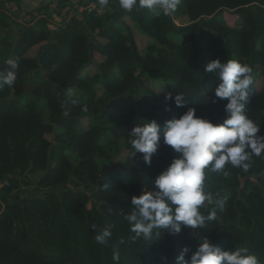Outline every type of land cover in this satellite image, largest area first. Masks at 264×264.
I'll use <instances>...</instances> for the list:
<instances>
[{
    "label": "trees",
    "instance_id": "16d2710c",
    "mask_svg": "<svg viewBox=\"0 0 264 264\" xmlns=\"http://www.w3.org/2000/svg\"><path fill=\"white\" fill-rule=\"evenodd\" d=\"M112 5L103 15L84 12L64 24L43 16L34 25L0 8V71L6 60H19L16 82L0 90V264H117L113 247L118 264H176L184 247L190 257L203 239L222 250L247 248L264 264V153L251 157L247 172L205 169V191L227 199L216 220L197 231L185 227L145 242L132 239L124 219L131 198L154 191L156 177L179 155L161 142L151 166L143 154L133 156L128 134L135 126L163 125L189 108L222 122L227 101L203 103L219 83L205 70L212 60L252 68L245 111L264 136V0H182L167 17ZM224 11L237 13L239 23L230 25ZM15 23L19 36L2 34ZM36 45L40 50L30 56ZM95 53L102 56L98 72L83 76ZM169 94H183L184 106L165 101ZM33 185L41 194L23 196ZM109 225L111 239L97 244L95 235Z\"/></svg>",
    "mask_w": 264,
    "mask_h": 264
},
{
    "label": "clouds",
    "instance_id": "9594fccd",
    "mask_svg": "<svg viewBox=\"0 0 264 264\" xmlns=\"http://www.w3.org/2000/svg\"><path fill=\"white\" fill-rule=\"evenodd\" d=\"M181 2L119 0V6L127 12L138 7L167 17L177 11ZM98 4L103 10L109 0H98ZM5 63L8 67L0 71V90L5 86L11 88L17 80L19 60L10 58ZM205 70L213 73L219 83L214 96L203 103L215 104L226 100L222 122L199 117L195 108H189L179 118L169 119L163 125L152 120L135 126L128 134L133 156L143 154L149 166L161 142L179 154L156 177L154 191L144 188L139 196L131 198V211L124 215V219L135 234L133 240L143 238L145 242L153 241L162 233L175 235L185 227L197 229L215 221L217 209L223 208L227 197L218 200L212 192L205 191V169L227 175L224 170L226 165H230L247 172L251 157L264 153V136L259 135L260 125L248 118L245 111L250 102L249 89L253 84L252 68L236 60L223 62L215 59L205 66ZM206 95L207 90L202 93V96ZM173 99L176 107L184 106L183 94H175L174 98L172 94L165 97L168 102ZM83 110L87 111V107ZM209 206L211 209L207 215L202 214L201 207ZM111 237L109 225L94 239L97 244L105 245ZM190 252L189 247H184L176 257V264H259L257 256L248 254L247 248L222 250L208 239H203L189 257ZM112 259L118 264V247H113Z\"/></svg>",
    "mask_w": 264,
    "mask_h": 264
},
{
    "label": "crops",
    "instance_id": "0c3cea01",
    "mask_svg": "<svg viewBox=\"0 0 264 264\" xmlns=\"http://www.w3.org/2000/svg\"><path fill=\"white\" fill-rule=\"evenodd\" d=\"M68 1L69 0H0V8L6 9V11L15 19L16 22L24 23L27 25H34L36 20H38L43 16H47L49 21H51L50 20L51 16H49L45 12H42L41 9L44 8L47 9L48 11L53 10V12L57 14V18H53L54 21L59 24H64L66 21L70 20L72 16H77L78 18H80L81 15L84 13V11L81 10V5L84 4V3H80L81 0L77 5L78 7H80L81 13L75 15L73 13H69L67 8L64 10V8L67 7ZM29 2L34 3V8H30ZM57 8L60 9L63 8L62 14L58 12L59 10ZM15 27H17L18 29V32L17 31L15 32L19 36L20 29L22 27L18 23L13 24V26L7 29L2 28L1 32L3 34L8 33L9 31L14 30L13 28ZM12 32H9V34H14L16 36V34Z\"/></svg>",
    "mask_w": 264,
    "mask_h": 264
},
{
    "label": "rangeland",
    "instance_id": "374dc122",
    "mask_svg": "<svg viewBox=\"0 0 264 264\" xmlns=\"http://www.w3.org/2000/svg\"><path fill=\"white\" fill-rule=\"evenodd\" d=\"M79 1L80 0H69L68 3H67V7H65L64 10L67 8L69 13H73L75 15L81 13L80 7L77 6L79 4ZM87 2H88V0H81L80 3H87ZM29 6H30V8H34V3L29 2ZM57 9L59 10V11L58 10L57 11L60 12V14H62L63 8H61V9L57 8ZM41 10H42V12H45L49 16H51L52 19L53 18H57V14L55 12H53V10H50L51 12L48 11L47 9H44V8L41 9ZM223 15L227 19V21H228V23L230 25L234 26V25H237L239 23L240 18H239L237 13L230 12V11H224ZM51 18H50V20L55 22L54 19L52 20ZM127 21L130 22L133 25V27H135L134 23H132L129 18H127ZM177 21H178L179 24H184V23L188 22V18H182V19L177 20ZM47 23L48 22L40 23V25H37V26H41V25L42 26H46ZM52 26H55V24H52ZM13 29H14V30H12L13 32L12 31H9V32L15 33L16 36H17L18 34L15 32V31L18 32L17 27H15ZM135 33H136V38H137V41H138L140 49L144 50L145 42H146L145 37L143 36L142 33H139V31L137 29L135 30ZM11 39L13 40V42H16V38H11ZM39 50H40V46L36 45V46L32 47L29 50V55L30 56H36ZM94 57H95L96 63L88 66L87 68H85L84 71H83V76L84 75H93V74L98 72V63L102 60V56L100 54L95 53ZM24 84H25V89L26 90H30L33 87L32 84H30V83H28L26 81L24 82ZM257 85L259 87H261L263 85V79L261 77L257 80ZM84 123H86V120H84ZM48 136H49V138L52 137L51 135H48ZM125 155L126 154H124L122 157H120L119 162H122L124 160ZM32 187L33 188H26L25 190H23L22 195L23 196L24 195H28V196L29 195L30 196L33 195V196H35V195L41 194V190L39 188L35 187L34 185ZM195 231H197V229Z\"/></svg>",
    "mask_w": 264,
    "mask_h": 264
},
{
    "label": "built area",
    "instance_id": "2783aa9c",
    "mask_svg": "<svg viewBox=\"0 0 264 264\" xmlns=\"http://www.w3.org/2000/svg\"><path fill=\"white\" fill-rule=\"evenodd\" d=\"M112 4H115L117 8L124 10L120 8L119 0H110V3L108 4V6L104 8L103 10L100 9L98 0H88L87 3H84L83 5H81V10L87 13H95L96 15H103L106 12V10H112V11L115 10Z\"/></svg>",
    "mask_w": 264,
    "mask_h": 264
},
{
    "label": "water",
    "instance_id": "95a60500",
    "mask_svg": "<svg viewBox=\"0 0 264 264\" xmlns=\"http://www.w3.org/2000/svg\"><path fill=\"white\" fill-rule=\"evenodd\" d=\"M3 208L5 209V205H3Z\"/></svg>",
    "mask_w": 264,
    "mask_h": 264
}]
</instances>
